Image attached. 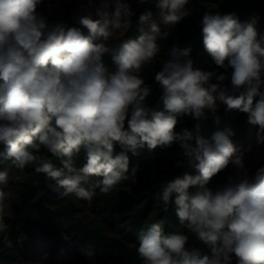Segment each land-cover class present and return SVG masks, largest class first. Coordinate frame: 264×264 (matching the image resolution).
Here are the masks:
<instances>
[{"label":"clouds","instance_id":"clouds-1","mask_svg":"<svg viewBox=\"0 0 264 264\" xmlns=\"http://www.w3.org/2000/svg\"><path fill=\"white\" fill-rule=\"evenodd\" d=\"M89 2L98 3L96 18L80 16L76 27L39 11L53 0H0V166H32L63 189L61 196L91 201L97 188L108 193L124 181L137 182L139 166L129 154L177 145L174 167L191 171L163 181L157 199L164 212L174 208L187 234L166 233L163 221L149 224L138 235L142 264H264V163L254 171L247 165L251 147L234 143L231 126L202 134L208 114L220 123L223 105L225 112L246 114V123L258 129L257 144H264L259 14L242 20L235 11H205L200 43L215 69L196 67L192 47L172 44L154 73L160 95L151 105L143 72L161 53L168 27L191 15L192 0H136L154 5L159 23L151 8L141 11L137 35L118 44L111 38L130 29L137 15L130 0ZM185 118L196 121L191 129L179 128ZM221 173L224 178L210 186ZM8 176L3 167L0 184ZM16 198L0 188L5 241V218L12 219L10 201ZM189 234L199 244L190 245ZM84 255L93 260L92 251Z\"/></svg>","mask_w":264,"mask_h":264},{"label":"trees","instance_id":"trees-1","mask_svg":"<svg viewBox=\"0 0 264 264\" xmlns=\"http://www.w3.org/2000/svg\"><path fill=\"white\" fill-rule=\"evenodd\" d=\"M130 2L137 15L133 17L131 28L116 33L110 40L111 44L137 35L138 15L147 8H151L159 23V11L154 5H140L136 0ZM97 7L98 3H90L89 0H53L51 7L41 5L39 11L50 20L60 18L69 26L80 27L76 23L77 18L84 15L96 18ZM188 7L191 15L179 24L168 27V38L159 41L161 53L153 65L146 67L143 72L145 82L152 87V94L148 98L151 105L157 103L160 95L154 83V73L168 58L166 52L172 44L192 47L196 67L215 69L200 43L199 21L205 11H235L242 20L259 14L258 27L264 33V0H192ZM105 62L112 67L110 57H105ZM217 114L220 123H215L212 115L208 114V119L202 121V134L209 137L217 129L231 126L235 132L232 137L234 143L242 148L251 147V151L246 153V163L254 171L259 164L264 163V144L256 145L257 127L246 123V114L225 112L223 105ZM195 123L193 119L185 118L179 128L191 129ZM116 150L119 151V148ZM179 151V147L173 145L165 150H142L139 156L132 157L129 154L131 164L139 166L137 182L132 184L124 181L108 193H101L97 188L91 201L78 200L71 195L61 196L63 189L43 174L36 173L32 166L17 171L6 162L0 166V170L8 167L9 176L7 183L0 184V188L14 193L17 198L10 201L12 219L5 218L9 224L4 234L8 241L0 236V264H142L136 252L138 235L149 224L163 221L166 233L182 231L187 234V229L179 224L174 208L170 206L164 212L162 202L157 199L163 181L183 171H191L174 167ZM44 154L48 155L46 152ZM52 160L57 167L61 166L58 159L52 157ZM83 162L81 153L76 163L79 166ZM225 175L219 174L210 186L221 181ZM99 179L91 178L92 182ZM21 234L25 236L22 242L19 240ZM189 244H199V241L189 234ZM39 248H42V261L31 256L33 251H41ZM84 251H92L93 260L86 259Z\"/></svg>","mask_w":264,"mask_h":264},{"label":"rangeland","instance_id":"rangeland-1","mask_svg":"<svg viewBox=\"0 0 264 264\" xmlns=\"http://www.w3.org/2000/svg\"><path fill=\"white\" fill-rule=\"evenodd\" d=\"M59 10V12H61L62 10H60V9H58ZM58 19H60V18H58ZM253 145V144H252ZM256 145H258V144H256ZM91 217V216H90ZM41 251H33L32 252V254H31V256L32 257H34V256H36V259L37 260H40V261H42L43 260V258H41V256H42V253H40V252H42V248H39Z\"/></svg>","mask_w":264,"mask_h":264}]
</instances>
